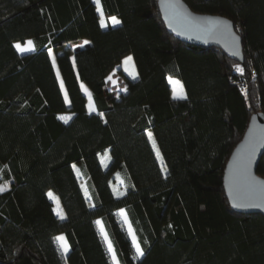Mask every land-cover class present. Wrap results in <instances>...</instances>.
I'll return each instance as SVG.
<instances>
[{
  "label": "trees",
  "instance_id": "16d2710c",
  "mask_svg": "<svg viewBox=\"0 0 264 264\" xmlns=\"http://www.w3.org/2000/svg\"><path fill=\"white\" fill-rule=\"evenodd\" d=\"M185 1L233 21L243 62L174 37L158 0H0V264H115L98 219L120 264H264V215L234 211L223 186L250 117L264 112V0ZM111 16L121 23L102 26ZM27 40L34 50L19 51ZM131 54L138 75L121 69L126 90H111Z\"/></svg>",
  "mask_w": 264,
  "mask_h": 264
},
{
  "label": "water",
  "instance_id": "95a60500",
  "mask_svg": "<svg viewBox=\"0 0 264 264\" xmlns=\"http://www.w3.org/2000/svg\"><path fill=\"white\" fill-rule=\"evenodd\" d=\"M158 6L167 31L177 39L197 46H214L244 61L242 36L231 19L195 12L185 0H158ZM263 156L264 112L259 111L250 117L224 169V191L234 211L264 215V177L257 172Z\"/></svg>",
  "mask_w": 264,
  "mask_h": 264
},
{
  "label": "rangeland",
  "instance_id": "374dc122",
  "mask_svg": "<svg viewBox=\"0 0 264 264\" xmlns=\"http://www.w3.org/2000/svg\"><path fill=\"white\" fill-rule=\"evenodd\" d=\"M100 8L102 9L101 5H100ZM103 16H104V15H103ZM103 19H104V17H103ZM105 19H106V18H105ZM106 20H107V19H106ZM108 21H109L112 25H117V24H113L112 21H110V19H108ZM29 41L32 42V47H34V44H33V41H32V40H28V41H26V42H24V43L18 42L17 44H21L23 47H28V42H29ZM17 44H16V45H17ZM19 51H20V50H19ZM128 57H131L132 59H131L130 61H128L127 63H125V61L127 60ZM54 63H55V66H56V68H57L58 76H59V78H60V80H61V83H62L61 75H60V72H59V70H58V67H57L56 60H55V59H54ZM118 68H119V69H118ZM118 68H116V69L112 72V74L109 75V77L107 78V86H108L111 90H115V91H117V92H121V91H125L126 89H125V83H124L125 80H124V78L120 75V70L123 69L128 75H131V74H132V75L135 74L136 76L138 75V71H137V67H136V64H135V61H134L133 55L131 54V55L125 57L124 61H123L121 64H119V67H118ZM169 81H170L171 85L173 86V91H174V89H175L177 93L182 92L184 95H186V92H185V88H184V86H183V83H182V81H181L179 78L169 75ZM173 81H179V84H174ZM83 86H84V88H85L87 91H89L88 87H87L85 84H83ZM88 93H89L88 95L90 96V101H92V97H91V95H90V92H88ZM91 104H92V103H91ZM91 107H92V106H91ZM71 116H72L71 113H62V114L59 115L60 118H61V117H68L69 119L71 118ZM69 119H67V121H68ZM62 120H63V119H62ZM64 121H65V120H64ZM151 138H152V141H154L152 135H151ZM155 150H156V153H157V155H158V157H159V159H160V161H161V160H162V156H161L160 151H159L158 147L156 146V144H155ZM157 150H158V151H157ZM158 153H159V154H158ZM107 160H108V153H107V151H106V152L103 154V156H102V161H103L104 163H106ZM76 169H77V173H78V175L82 178L84 188H87V185H86V178L84 177L83 173L80 171V169H79L78 166H76ZM113 184H114V188H115L116 192H117L118 194H121V193L125 190V188H126L127 180H126L125 176H124L122 173L118 172L117 175H116V177H115V180H114V183H113ZM0 185H5V183L1 180V177H0ZM50 192H51L56 198H58V202L56 201V209H57V211H60V210H61L62 213L64 214V209H63V207H62V204H61V201H60L59 195H58L55 191H53V190H50ZM60 208H61V209H60ZM59 213H60V212H59ZM119 215H120V217L122 218V220H124V222H125V224H126L128 230L130 231V234H131L132 239H133V241H134V243H135V246H136L137 243H138V240H137V237H136V235H135V233H134V231H133V228H132V226H131V224H130V221H129L128 216H127V213H126V210H125L124 208H121V209L119 210ZM98 222H99V227H100V230H101V232H102V235H103L104 239H105V234L107 235V238H108V239H107V240L105 239V241L107 242L108 246H109V241L111 242L112 249L114 250V252H115V254H116V251H115L114 245H113V243H112V241H111V239H110V236H109L108 232H107L106 229H105V226H104V224H103V222H102V219H99ZM62 236H63V235H62ZM65 241L67 242L66 239H65ZM60 243L62 244L63 242L60 241ZM138 244H139V243H138ZM136 250H137V248H136ZM111 254H112V257H113V252H112V251H111ZM137 254H138V252H137ZM138 255H139V254H138ZM116 260H118L117 254H116ZM118 261H119V260H118ZM114 263H115V261H114ZM119 264H120V262H119Z\"/></svg>",
  "mask_w": 264,
  "mask_h": 264
},
{
  "label": "snow or ice",
  "instance_id": "6c2138e0",
  "mask_svg": "<svg viewBox=\"0 0 264 264\" xmlns=\"http://www.w3.org/2000/svg\"><path fill=\"white\" fill-rule=\"evenodd\" d=\"M96 2H97V4H99L100 0H96ZM101 14L103 15L102 9H101ZM111 21H112L113 24H119L120 23V21L116 17H111ZM101 23H102V26H107L104 23L103 20L101 21ZM85 43H87V41ZM16 48L18 50H20L21 52L34 50V48L32 47V42L31 41L28 42V47H23L21 44H17ZM131 59H132L131 57H128L127 60L125 61V63H127ZM237 69H238V71L243 72V68H241L239 65H237ZM173 83L174 84H179V81H173ZM174 98L184 99V98H186V95H184L182 92L177 93L176 90L174 89ZM94 110L95 109H93V111ZM61 119L65 120V122H67V119H69V118L68 117H61ZM149 136H151V133H149ZM153 144L155 145V141H153ZM6 188H7L6 184L5 185H0V192L5 191ZM49 196L52 197L53 199H57V202H58V198H56L52 193H49ZM105 239L106 240L108 239L106 234H105ZM58 240L63 242L62 243V247L64 248L65 251H67L68 250V245H67V243L65 241V238L64 237H58ZM136 248H137L138 254L140 256H143L144 255L143 249L140 247V245L138 243L136 245ZM109 249H110V251L113 252V260L115 261V264H119V261L116 260V254H115L114 250L112 249V245H111L110 241H109Z\"/></svg>",
  "mask_w": 264,
  "mask_h": 264
},
{
  "label": "crops",
  "instance_id": "0c3cea01",
  "mask_svg": "<svg viewBox=\"0 0 264 264\" xmlns=\"http://www.w3.org/2000/svg\"><path fill=\"white\" fill-rule=\"evenodd\" d=\"M111 17H116V18L120 21V19H119L117 16H111ZM111 17L108 18V19H110V21H111ZM106 19H107V18H106ZM108 19L106 20L105 24H106V25H108V24L112 25V24L108 21ZM120 23H121V22H120ZM120 23H119V24H120ZM119 24H117V25H119ZM117 25H112V26H117ZM27 41H28V40H27ZM86 41L88 42L87 39L85 40V42H86ZM33 48H34V47H33ZM124 59H125V58H124ZM124 59H123V61H124ZM123 61H122V62H123ZM134 75H135V74H134ZM85 91H86L87 94H89L87 90H85ZM91 106H92V107H91ZM93 109H95L93 102H92V104H90V102H89V110H90V111H93ZM98 221H99V219H98ZM98 224H99V222H98ZM58 237H63V236L60 234ZM59 241H60V240H59ZM66 243H67V242H66ZM106 243H107V242H106ZM60 244H61V243H60ZM67 245H68V243H67ZM107 245H108V244H107ZM61 247H62V244H61ZM108 247H109V246H108ZM62 249L64 250L63 247H62ZM68 250H69V245H68ZM68 250H67V251H68ZM109 250H110V249H109ZM64 251H65V250H64ZM67 251H65V252H67ZM110 252H111V251H110Z\"/></svg>",
  "mask_w": 264,
  "mask_h": 264
}]
</instances>
